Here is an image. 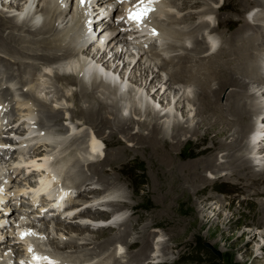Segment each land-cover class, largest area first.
I'll return each instance as SVG.
<instances>
[{
	"label": "rangeland",
	"instance_id": "obj_1",
	"mask_svg": "<svg viewBox=\"0 0 264 264\" xmlns=\"http://www.w3.org/2000/svg\"><path fill=\"white\" fill-rule=\"evenodd\" d=\"M23 1L24 0H22L21 2H17V1L14 2L11 0H0V12H3L0 13V20L2 21L3 20L2 18L5 17H10V19L11 18L15 19L20 11L16 9L17 7L19 8V6L21 7L23 3L25 4V1L24 2ZM199 1H201V3L205 2L209 4L210 7L205 8V7L193 6L194 8H192V6H189L190 8H188L187 10L195 13L202 12L201 14L206 15L207 18L203 20L202 19L199 20V18H196L193 19L192 21L189 20L190 23L188 22L187 24L184 23L183 25H179V26L177 25L170 26L167 24V20L173 18V16H171L169 12L174 10L178 17L176 16L173 19L179 20V18L182 15L184 16L187 15L185 14L187 10L182 11L178 8L174 9L171 8V6H169L168 3H166V5H164L162 8L158 10L159 14L157 13L158 17L164 18V20H166L164 23L162 21H159L160 24H163L164 25L163 27L166 29L171 28L172 31H175V29L177 28H183L192 31L193 28H195V26L199 24H200L199 26H201L205 23H210L211 25H215L218 22L217 16L219 15L220 11H218V8L216 7L212 9L211 6H214L216 4L213 2V0H199ZM224 1L225 0H220L221 3H224ZM47 2L48 0H37L36 3L34 4V7L32 6L33 10H35V12L39 10L41 11L43 7L47 6ZM71 2H72L71 0H68L67 4H71ZM177 2L181 3L182 0H178ZM11 6L13 8H11ZM103 7L104 5H100L99 7L96 6L97 9L96 8H95L96 10L94 9L95 11L94 14H96L97 12L102 14ZM164 7L165 9L163 10ZM73 8H75V6L72 3V6L70 8L71 14L69 12L68 14L69 17L67 21L72 19V14H74ZM261 9L262 8L255 7L251 9V11L248 13V16L250 17V21L252 22V26L255 29H259L258 31L253 32V34L258 33V36L264 35V28H263L264 26L257 24L258 22L253 19H256L257 17L259 18V16L261 17V15H264L263 12L264 9H262V11ZM46 16H47L46 14H42L41 18L42 19L47 18ZM208 17H213V18L208 19ZM17 19L18 18H16L15 20ZM99 19H102L103 22H106V18L100 17ZM91 21L94 22L92 18ZM40 22L42 21L40 20ZM96 22H98V19L96 20ZM1 24L3 28H6V30H3V32L0 31L1 39L5 37V35L9 34L8 33L10 32L9 29L14 27L13 29L15 30L14 32L12 31V33L17 34L18 31L16 30L21 28V26L15 25L13 22L10 23L7 22V25L10 26L9 28L6 27L7 25H5V22H1L0 25ZM30 30L31 29H28V31ZM97 31L99 30L94 29L93 31L90 32V34L91 33L94 34V40L90 43V50H92L97 45L96 42L94 43V41L95 40L98 41L99 38V35L96 36ZM203 32L206 36L209 35L208 31H206L207 34L205 33V29L204 30L202 29V31H200L199 33L195 31L193 33L195 37H191V38L185 37V39L178 38L177 36H175L174 33L165 34L164 37L169 42H172L178 46L185 44L186 47H188V49L174 50L168 48V45L166 44L164 45L163 49H159L158 55L148 56L147 54H145L140 61L143 62L145 66H147L152 59H153L152 60V65H153L155 61H159V62L163 60L172 61L175 56L183 55L186 53L190 54L191 56H194V58L197 57L201 59L202 57H206L209 54V51L208 53L207 52L205 53L204 51L205 49L203 50V52L200 51V53H197L198 51L191 50V47L194 46V44L196 43L195 39L201 41L203 45L206 44L203 41L204 39ZM230 34L231 31L229 29L224 27H219L218 31L216 32V35L214 32V36L216 37L214 38V40L215 42H219L221 44L222 41L224 42V37H228ZM21 35L24 37V41H22L23 43H21L22 39H18L19 41H15V42H12V39H9V41L7 42H10L9 43L11 44L10 48L4 49L5 52L1 51L0 49V77H3V80L0 82V84L11 83L10 90L6 91L5 95L10 96L12 91L15 95L14 99L12 100L14 107L10 115H14V117L21 115L22 118L28 119V122L36 120L35 123L39 125L40 128L39 130L37 129L38 133L41 130L44 131L47 135L45 134V137L42 136L43 139L39 137L41 138L42 142L40 141L39 143H37L38 146L36 149H34L33 152H28L27 155H25L23 152H20L19 153L20 156L26 157L28 159L29 156L31 157L32 155L41 154L40 157L49 155L48 156L49 163L47 164H50V160H54L53 163L56 165V167H60L61 169H63L66 165L65 170L68 168V166L71 165V163L70 165L67 164L69 163L67 162L68 160L74 159L75 161L76 159H78L80 163H82V161L85 162L84 163L85 166H83L81 169L84 170L85 172H90L88 168L89 159H87L89 158V156H87V154H89V151L87 150L85 151L84 149H87L89 147V144L91 143L90 141L91 136L93 134L98 133L96 135L98 136L97 140L100 142L101 145L99 148L102 147L101 150L99 151V152H103L102 158L104 157L103 154L107 151V147H106V142H107L110 143L111 145V148L109 149L110 157L112 156L114 159H117V161H115L114 167L111 168L112 170H110L109 168L110 171H107L105 172L104 175H101L100 179L98 178L97 175H95V173L92 172L93 175H95V177L99 179L100 183L102 182L106 185H111L112 183H114L112 184L113 186L116 187L114 191H117V195L123 200L122 201L124 202V204H122L123 207H130L131 205H134L140 211V214L138 215V217L136 215L134 220V224L137 222L138 225L136 228H134L131 231L132 233H129V235L127 236L128 238V240L126 239L127 242L128 241L131 242L135 240L140 234H142V238L146 237V239L148 240L150 235L152 234L150 239L154 243V247H156L155 245L157 244L155 243L157 241V237L155 235L163 233L161 244L157 245V248H155L153 252V255L154 254L160 255L158 261H164L163 264H264V194L259 193V191L264 192V174L258 175L257 178L247 177L246 173L243 172L245 170L244 167L239 168V166H236L240 163L241 160L237 158L241 157V155H244L245 159L246 157H251L252 159L251 161L252 163L249 162L248 165L249 166L248 168H250L251 166L250 170L262 171L264 173V163H261V161H264V151L259 153V151L262 150L261 146L254 147L253 143L251 142L252 135L255 132V126L259 124L257 123L259 120H260L259 122H261L262 118H258L259 116L257 115L253 116V118L251 119L250 129H246L245 125L243 126L244 129H242V126L239 123V125H237L239 126L238 128L236 125L226 128L225 130L226 133L224 134H226L227 136H225L224 134H219L218 133L219 129L222 127L220 124H228L227 120L221 117L220 112L216 113L211 111L210 106L207 105L208 102L202 100L201 85L198 86L196 82L194 81L189 82V80L187 79V74H189L190 76L191 73H186V76L183 77L181 76L182 78L181 77L177 78V80L179 79L178 82H176L175 80L174 82L175 92L179 94L177 95L176 93L175 95L173 91L172 95L168 96V98H166V100L164 101L163 105H161V107L158 109L156 107V104L160 103L159 98H156L155 96L148 94V91L149 89H151L152 85H150L149 89L147 87L140 86L141 80L136 81L134 71L132 73L130 72L133 65L130 66L131 69L129 68V70L127 71V74L124 77L125 78L124 81L125 84L127 85V88L134 93V94L132 93V98L135 97L137 101L140 100L139 102H141L142 100L143 107L147 106L146 105L147 100L151 101L152 105H154L155 108L154 111L160 113L161 118L159 119V121L161 122V124L165 123V127L168 132L166 136L168 137L169 142L176 143L178 140H181L182 148H179L176 151H174L175 153L174 156L176 158L174 160L175 162L178 161V164H180L181 162L189 163L210 156L213 151L223 149L222 147H220V144H223L221 142H224V144L225 141H228L229 142V143L227 142L228 144L232 143L234 136H238L240 138L241 135L243 137V143L246 144V146L249 144V142L252 143V145L250 146L248 145L247 147L245 146L243 149L239 148L237 150V147L233 148L235 149L234 151H236L238 155H236L235 156L236 158H232L230 161V162H234L232 169L228 168L227 166L226 167L223 166L227 161V157H222L223 154L222 155L220 154L217 157L218 160H215L216 163L214 162V165L216 164L215 166L218 167L219 170L204 171V174L210 178L208 179V182H202L201 185L199 182L200 185L199 193L194 192L191 196V200L194 202L197 211V216H193L194 214L190 210V203L192 202L189 201L186 197L184 198V196H179L180 194H178L179 192L177 190L168 187L171 177L162 174V172L158 171L157 168L155 170H151L150 161H148V156H145V154H142V152L139 151H138L139 152L138 155L136 150L137 147L141 146L142 144L141 141H139L138 144L136 145L135 143L136 141L135 142L132 141L133 143L129 141V136L127 132L121 133V131L119 130L114 131L111 128V126L103 127V124L100 123L101 122L100 120L89 121L87 119L88 118V115L86 114L87 110L91 109L92 106L94 110H96L97 106L102 101L103 104L105 105L104 106L105 108L102 111L104 115L108 114L109 116H111L110 114L111 112L116 113V110L115 112L113 110L115 109V107H113V104L110 105L112 100L109 98L108 93L109 92L114 93L117 86H112L110 84H107L106 82L98 81L99 85L98 88L94 90V94H88L87 92H83L80 93V95L82 94L80 98L79 97H76V99L71 98L70 97L71 93L73 91H77L79 86L77 85L70 86L63 81H60L58 79L60 78V76L57 73L59 72L58 71L59 68H61L60 65L53 63H46L44 59H41L39 57L36 58V56H39L41 53H48V52L47 51L44 52L42 50H37L38 52H36L35 51L36 48L31 41L32 36L27 35V33ZM208 38L212 40L211 37L208 36ZM260 39L259 42L257 41V45L259 47L260 45L262 46L260 48L258 46H256L258 48L252 47L254 50L250 48L251 50L250 52L254 53L256 49H264V42H263L264 37H260ZM154 44L152 43V45L150 46V50L154 48L153 47ZM133 46L135 45H132L130 48L133 49ZM135 49L136 48H134L133 51H136ZM146 49L148 50V48ZM106 52H108V48L106 49ZM34 54H39V55H34ZM82 54L76 57V59L81 60V62H83V59L87 57V54H83V55ZM129 56H131V53H128V57H126V60L129 58ZM76 59L75 61H77ZM18 61L21 64H17ZM129 61L130 60H127V62ZM183 61L185 63H188L189 61L188 64L194 63L193 62L194 60L192 58L191 59L189 58L188 61L187 59ZM207 61L208 60L206 58L205 64H203L202 67H199V69L200 68L201 69L199 70L198 68H196L192 72L196 74H202L203 72H205L207 70L208 65L210 64L209 63L210 61L208 62L209 64L207 63ZM222 62L223 61L219 60V62L212 63L215 70L221 67ZM260 62L262 63L263 61L260 60ZM260 62L259 64L264 67V62L262 64ZM224 63L226 64V66H228V61L224 60ZM46 65H48V67ZM245 65L246 62H240L239 69L242 70L245 67ZM166 72L167 71L164 72L162 71L160 78H166V74H167ZM11 73H13V75ZM136 75L138 76V78H141L140 75L142 74L138 71ZM144 77L145 76L143 75L142 78ZM257 84L258 83H251L250 86L248 87L249 91L253 92V90L255 89L257 91ZM211 86L214 87V89H216L217 87H219V84L217 86V82L212 81ZM163 87L164 86H162L160 89H162ZM25 89L27 91H25ZM128 89L126 90L127 92L125 91V93L123 94L125 100L121 101V104L123 105V109L127 110V112L126 110L125 111L122 110V112H120V113L124 112L123 113L124 115H128V113L130 112L129 109L133 101V99L132 101L130 99L131 95L128 93ZM153 89H157V87L154 86ZM218 89L221 88L219 87ZM228 92H229V88H226L225 91H223V93L218 94L219 95L218 98L221 99L218 100H220L223 103H227ZM183 93L184 95L180 97ZM194 95H196L195 96L196 99L194 98ZM256 95H262V94L256 93ZM185 97H188V99ZM260 99H259L260 103H264L263 102L264 98L262 97ZM212 100H213L212 102L218 104V100H216V97L212 98ZM172 101H178V102L172 103ZM202 103L205 104L206 106L203 105ZM210 104L212 103L210 102ZM201 105H203L204 107ZM77 107L80 108L83 118H81V116L75 117L72 115L73 114L72 112L77 110ZM198 107L199 108L202 107L203 109H205L209 116L211 114L210 120L206 121L207 125H204L205 124L204 121L199 122L200 120L199 116L196 115L198 111ZM144 110H146V108H143V116L142 115L138 116V118L142 117V119H144L148 115L146 113L144 114L145 112ZM97 112L101 113V111L98 110ZM165 113H169L168 114L169 117L165 116L166 115ZM262 113L259 112V114ZM55 114H57L58 117L55 118L54 117ZM223 115L226 116L228 120H231V118H233V116L228 112V108H226L225 106L223 110ZM28 116L30 117V119ZM95 116L100 118L98 115ZM245 117H243V119H245ZM149 119H151V117H149ZM95 122L96 124H94ZM134 122L135 121H132V125L135 124ZM176 122H182L185 125L184 127L185 131L184 129L181 130L182 132L179 134V137L175 140L173 134H174V125L176 124ZM254 123L257 124L254 125ZM186 126L190 128L197 127L199 134H194L193 132L189 133L188 131H186L187 129ZM262 126L261 128L264 130V127ZM73 127H75L76 129ZM138 127L140 128L141 125L139 126L134 125L133 128L130 129V131L134 133L133 136L137 133ZM142 132L145 135L149 133L147 127H142ZM134 145H136L135 148H133ZM121 147L129 148L131 150V153H123ZM24 149L26 150V148ZM170 150L171 149L169 148L166 149L164 152L167 151L170 152ZM98 155H100V153ZM227 155L229 156L230 153H227L226 156ZM154 156H156V152L154 153ZM97 157L98 156H95L94 158L97 159ZM98 159H100V156ZM12 160H13L12 158H8V159L0 158V162H1L0 170L2 169L4 173L7 172V175L9 176L11 174H9L10 172L8 170V167L9 165L11 166V164L14 165V163H12ZM42 162L46 163L47 161L42 160ZM95 162H100V165H102V160H96ZM108 164L106 163V165ZM220 165L222 168H219ZM89 167H91L90 164ZM25 169L23 173L28 172V170ZM19 171L21 172V169ZM189 172L192 173L193 171L189 170ZM12 177L13 176H11V178ZM157 179H160L158 180L159 182L157 181ZM102 183H101L102 186L100 184H97V186H99L100 188L104 187ZM8 185H10L9 182L6 188L9 192L10 186ZM93 185L95 184H92V186ZM162 185H165L163 188L166 194H168L169 192L172 193L171 196H163V197L161 196L162 194H164L161 193L163 191L161 189ZM12 187L13 185L11 184V188ZM104 192L106 193V194L103 193L104 198H108L111 196L105 190ZM76 194L78 193H72L70 195L74 196L73 198L80 199V197L77 198V196L79 195ZM176 194L178 196H176ZM167 197L170 199H168ZM91 198H88V200H90ZM44 200L45 199L43 197L42 203L40 205L38 204V206H43L45 203ZM164 201L173 203L172 208L169 209L166 208V206L159 205V202H164ZM165 202L163 204H165ZM77 203L78 201L75 202V204ZM101 214H105V213H101ZM108 214L109 213H107V215ZM74 218L79 219L80 217H74ZM27 221L30 222L29 219L25 220L26 223ZM60 223L62 224L64 223V221L61 222L58 220L56 221L55 224L59 225ZM35 231H37V233L40 234L41 236L44 235L48 236V239H46V241L48 242L47 247L49 248L51 247V248L60 249L62 247V249L68 250L69 247L75 248L81 242V240H78L76 242L64 241L63 243L67 242L65 243L67 245H64L66 247H63V243H55L53 240L55 237H58L60 240H64L62 236L60 237L58 236L57 229L52 231V233H50L49 230L47 232H45V230L44 231L35 230ZM89 232H91V230H89ZM95 232L99 233L97 231ZM135 234L137 236H135ZM254 234L256 235V238L251 239V237ZM104 235L105 233L100 234V236H104ZM63 237H68V235ZM3 247H4V242L0 243V257L2 256L4 257L5 252L9 249L8 248L6 251H4ZM105 247L108 248H106V250L104 249L102 253L103 255L105 254L109 256L106 257L105 261H103V264H113L114 262H117V264L118 263L123 264L125 262L130 261L132 258L130 255L126 254V251L128 252L129 249L127 244L125 243L124 245L122 244V248L124 247L123 249L114 248L113 246L109 247L108 245ZM113 248L115 250H113ZM120 249H122V251ZM151 249H153V247H150V249L147 250L148 254L152 253ZM132 250H131L132 252L136 251V249H132ZM74 253L75 252H72L71 254H66V253L65 254L68 257H72V258L78 257L76 255H82V253L79 254V252L76 254ZM84 255H82L83 257L80 256L81 258L80 257L78 258L82 260L83 258L86 259L87 257L90 256V255H86V257H84ZM149 260L151 261L153 259L150 258ZM0 262H2V260Z\"/></svg>",
	"mask_w": 264,
	"mask_h": 264
},
{
	"label": "bare ground",
	"instance_id": "obj_2",
	"mask_svg": "<svg viewBox=\"0 0 264 264\" xmlns=\"http://www.w3.org/2000/svg\"><path fill=\"white\" fill-rule=\"evenodd\" d=\"M11 1L21 2L22 0H11ZM24 1H25V4L23 3L21 7L19 6V8L17 7L16 9V10H20L16 16V18H18L17 20H15L16 18L10 19V17L2 18L3 19L2 21L0 20V23L5 22V25H7V22L8 23L13 22L15 25L21 26V28L16 30L18 31L17 34L12 33V31L14 32L15 30L13 29L14 28L13 27L9 29L10 31L8 32L9 34L5 35V37H3L2 39L0 38L1 51L5 52L4 49L10 48L11 44H9L10 42H7L9 41V39H12V42L19 41L18 39H22L21 43H23L22 41H24V37L21 34L27 33V35L32 36V38L31 37L30 38L36 48L35 51L38 52L37 50H42L44 52L46 51L48 52V53H41L40 55L34 54V55H39V56H36V58L39 57L41 59H44L46 63H53V64L60 65L61 68H59L58 70L59 72H57L60 76V78L58 79L60 81L67 83L70 86H74V85L79 86L77 91H73L71 93L70 95L71 98H75V99L76 97L80 98L82 95V94L80 95V93H83V92H87L88 94H94V90H96L99 85L98 81H103L112 86H117L114 93L107 92L109 94V98L112 100L110 105L113 104V107H115V109L113 110L114 112L116 110V113H112V112L110 113L109 111L111 116H109L108 114H107L108 116L104 115L102 111L104 110L105 105L103 104V101H102L99 103L96 110H94L93 106L91 107V109L87 110L86 112V114L88 115L87 119L89 121L100 120L101 121L100 123L103 124V127L111 126V128L114 131L119 130L121 131V133L127 132L129 136V141L131 142L136 141L135 142L136 145L138 144L139 141H141L142 142L141 146L137 147V150H136L138 155H139V152H142V154H145V156H148V161H150L151 170H155L157 168V170L161 171L162 174H165L171 177V180L170 181L168 180L170 182L168 184V187L177 190L179 192L178 194H180L179 196H184V198L186 197L189 201L192 202L190 203V210L194 214L193 216H197V211H196L194 202L191 200V196L194 192L199 193L200 191L199 186L201 185V183L208 182V179L210 178L204 174V171L219 170L218 167L215 166L216 164L214 165V162L216 163L215 160H218L217 157L220 154L221 155L223 154L222 157H227V161L225 162L224 165L223 164L222 165L224 167L227 166L228 168L232 169L234 162H230V161L232 158H236L235 156L238 155L236 151H234L235 149L233 148L237 147V150L239 148L243 149L246 146V144L243 143V137L241 135H240V138L238 136H234L232 143L228 144L229 142L225 141V144H224V142H221L223 144H220V147H222L223 149L220 148L221 150L213 151L210 156H207L205 158H201L200 160H195L189 163L181 162L180 164H178V161L175 162L174 159L176 158L174 156L175 154L174 151H176L179 148H182L181 140H178L176 143L169 142L168 137L166 136L168 132L165 127V123H163L164 124L163 125L159 121V119L161 118L160 113L154 111L155 108H154V105H152L151 101L147 100L146 101L147 106L143 107L142 106L143 101L141 100V102H139L140 100L137 101L135 97L132 98L133 92L128 89V93L131 95V98H130L131 101L133 99L130 109H129L130 112L128 113V115H124L123 114L124 112L120 113L122 112V110L124 111L126 110V109H123V105L121 104V101L125 100V97L123 96V94L126 91L124 89V86H126L124 77L126 76L127 71L129 70L131 65L133 66H132V69L130 68L131 69L130 72L132 73L134 71L136 81L141 80L140 86H144L149 89L150 85H152L151 89H149L148 91V94L153 95L152 89L154 86L157 87V89H160L162 86H164L161 89L162 91H159L155 93V95H153L156 98H159V102L161 101V99L165 101L166 98H168V96L172 95L173 91H174V94L176 95L177 92H175V88H174L175 80L176 82H178L179 79L177 80V78H180L181 76L182 77L186 76V73H191L190 76L189 74H187V79L189 80V82L190 81L196 82L198 86L201 85L202 100H205V102H208L207 105L210 106L211 111L216 112V113L220 112L221 117L227 120L228 124H220L222 127L219 129V132H218L219 134L226 133L225 132L226 128L232 127L234 125L237 126L239 125V123L241 124L242 129H244L243 128L244 125L246 129H250L251 119L253 118V116H256V115L259 116L258 118H262L261 122H259L260 121L259 120L257 122L259 124L254 123V125L257 124L255 126L254 134L258 135V139L255 143H253V145L254 147L261 146L262 150L259 151V153L264 151V134H263L264 130L261 128L262 125H263L262 127H264V103H260L259 101L260 98L262 97L264 98V72H263L264 67L259 64L260 60L264 62V49H256L254 53L250 52L251 51L250 48L259 47L257 45V41L259 42L260 37H264V35L258 36V33L253 34V32L258 31L259 29H255L252 26V22L250 21V17L248 16V13L251 11V9L255 7L264 9V0H225L224 3H221L220 0H213V2L216 5L211 6V8L214 9V7H216L218 8V11H220L219 15L217 16L218 22L215 25H211L210 23H205L204 22L205 20H204L203 22L205 24L201 26H199L200 24L195 26V28H193L192 31L188 29H183V28H177L175 29V31H172L171 28L166 29L163 27L164 25L160 24L159 22V21H162L164 23L166 20L160 17L157 19L158 16H156L153 19L152 23L156 26L158 31L160 30L161 33L159 35L161 38H163L164 43H165L164 45L167 44L168 48L174 49V50L188 49V47H186L185 44L178 46L172 42H169L164 37L165 34L174 33L175 36H177L178 38L185 39V37L186 38L195 37V35L193 34L195 31L199 33L200 31H202V29L203 30L205 29V33L207 34L206 31H208V34H209L208 36L214 39L216 38L214 36V32L216 35V32L218 31L219 27H224V28L229 29L231 31V34L228 37H224V42L222 41L219 47H216L214 50H212L213 42L203 32V37H204L203 41L206 44L203 45L201 41H199L198 39H195L196 43L194 44V46L191 47V50L198 51L197 53H200V51L203 52L204 49H205L204 50L205 53L206 52L208 53L209 51V54L208 55L206 54L207 56L202 57L201 59L197 57L194 58V56H191L190 54L186 53L183 55L175 56L172 61H167V60H163L161 62L155 61L153 65H152V60H153L152 59L147 66H145L144 63L141 62L140 60L145 54H147L148 56L149 55L155 56L159 54V49L157 47L155 40L150 43V45L148 46V50L145 49L143 46L137 44L133 46V49L136 48L135 49L136 51H133L132 48L126 46L127 41L123 37V35H121L124 33H120L117 36L120 30H117L116 32H114L115 28H117V26L120 23H116L113 20V16H111V13H110L112 12V9L102 12V14L99 12L94 14L95 12L94 9L96 8V6L97 7H99L100 5L105 6V4L109 2L110 0H99V3H97L96 0H92V3H86L84 6H80L78 3H76L74 4L75 8H73L74 14H72V19L68 21H67L69 17L68 14L72 6V2L71 4H67L68 0H48L47 6L43 7L41 11L39 10L36 12L35 10H33V7L37 0H24ZM177 1L178 0H164V2L161 5L157 6L158 7L157 10H159L164 5H166V3H168L169 6H171V8H174V9L178 8L182 11H185L188 8H190L189 6H192V8H194L193 6L205 7V8L210 7L209 4L205 2L201 3V1L199 0H195V1L194 0H182L181 3H178ZM11 8L13 7L11 6ZM113 8H115V6H113ZM164 9L165 7L163 8V10ZM0 13H3V12H0ZM169 13L171 16H173V18L177 16L174 10H172ZM201 13L202 12L195 13V12H191L187 10V12L185 13L187 15L185 16L182 15L179 18V20H176L170 17L171 19L167 20V24L170 26H173V25L179 26V25H183L184 23L187 24L189 20L192 21L193 19H196V18H199V20L200 19L203 20L207 18L206 15H203ZM42 14H46L47 18L42 19L41 18ZM100 17L106 18V22H103L101 24V29H103V34H108V33L110 34L107 41L112 40V43L109 45L107 42H105L100 45L98 41L95 40L94 43L96 42L97 45L92 50H90V43L94 40V34L92 33L90 34V31H89V23H88L90 21L89 18H92L95 23L96 20ZM212 18L213 17H208V19H212ZM39 19L42 22H40ZM253 20H256L258 22L257 24L264 26V15H261V17L259 16V18L257 17L256 19H253ZM1 26L2 24L0 25V31L3 32V30H6V28H3V26L2 27ZM6 27L9 28L10 26L7 25ZM28 29H31L34 31H31V30L28 31ZM99 35H100V31H99ZM113 37H117V38L113 39ZM152 43L153 44L155 43L153 45L154 48L150 50V46L152 45ZM261 46L262 45H260V47ZM107 48H108V52L112 51L113 49L115 50L111 58H109L106 55ZM121 49L124 50L123 59H120ZM82 53L87 54V57L83 59V62H81V60L76 59V57H78V55ZM128 53H131V56H129L127 60H130V61L137 60L136 64H131L127 62L126 57H128ZM185 58L187 59V61L189 60V58L190 59L192 58L194 60L193 61L194 63L188 64L189 61L188 63H185L183 61V60H186ZM206 58L208 60L207 63L210 61L209 62L210 64L208 63L209 65L207 67V70L203 72L202 74L193 73L192 71L194 69L196 68L199 69V67H202V65L205 64ZM75 59L77 61H75ZM118 60H119V63H118ZM219 60L223 61L222 65L220 68L215 70L212 63L219 62ZM224 60L228 61V66H226L225 64L226 62L224 63ZM240 62H246V65L242 70L239 69ZM17 64H21V63H19L18 61ZM48 65L46 66L48 67ZM114 65L117 71L120 69V65H126L122 69L123 76H118L117 71L112 70V67ZM206 65H205V68H206ZM138 71L142 74L140 75L141 78H138V76L136 75ZM162 71L163 72L167 71L166 78H160ZM81 73H83V75H81ZM11 74L13 75V73ZM143 75L145 76L144 78H142ZM188 80H187V83H188ZM212 81H216L217 86L219 84V87L221 89H218L219 87L214 89V87L211 86ZM251 83H258L257 91L256 89L253 90V92L249 91L248 87L250 86ZM226 88H229V92L227 94V103H223L220 101L221 99L218 98L219 96L218 94L223 93V91H225ZM233 89L236 91H234ZM256 93L258 94L261 93L262 95H256ZM178 94L179 93H177V95ZM183 95L184 93L180 97H182ZM195 96L196 95H194V98L196 99ZM214 97H216V100L220 99L218 100V104H216L215 102H212L213 101L212 98ZM185 98L188 99V97H185ZM210 102L212 104H210ZM224 106L228 108V112L233 116L231 120H228L226 116L223 115ZM143 108H146V110H144L145 111L144 114L146 113L148 115L144 119H142V117L138 118V116H141V115L143 116ZM97 110L101 111V113L97 112ZM259 112L260 113L263 112V113L259 114ZM72 113H73L72 115L75 117L81 116V118H83L81 110L78 107H77V110L73 111ZM165 114H166L165 116L169 117L168 115L169 113H165ZM95 115H98L100 118H98ZM196 115L199 116V119H200L199 122H202V121L205 122L204 125H207L206 121H209L210 116H211V114L209 116L206 110L203 109L202 107L200 108L198 107V111ZM54 117L56 118L58 117V115L55 114ZM149 117H151V119H149ZM243 117H245V119H243ZM131 120L135 121L134 125H138V126L141 125L140 128L138 127V131L134 136H133L134 133L130 131V129H132L134 126L132 125ZM26 124L29 127L28 129H29L30 136L35 135V136L42 138V136H40L38 133V130L40 128L37 130V128L33 127L31 121L30 122L27 121ZM94 124H96V122ZM142 127H147V130L149 131L147 135H145L142 132ZM184 127L185 125L182 122H176V124L174 125V134H173L175 140L179 137V134L182 132L181 130H183ZM238 127L239 126H237V128ZM187 129L186 131H188L189 133L193 132L194 134H199L197 127L196 128L187 127ZM96 132H99V131H96ZM96 134H93L91 136V139H90L91 143L89 144V147L87 149H84L85 151L86 150L89 151V154H87L89 158L87 159H89L88 168L90 172H85L84 170L81 169L83 166H85L84 164L85 162L82 161V163H80L78 159H76L75 161L74 159L68 160L67 162L69 163L67 162L66 163L69 165L71 163V165L68 166L66 170H65L66 165L63 169H61L60 167H56V165L53 163L54 160L53 161L50 160V164H47L49 163L48 162L49 155L44 156L45 159H43V161H47L46 163L42 161L39 162L37 160V157L38 156L40 157L41 154L32 155L31 157L27 159V162H24L25 159H22L20 161L12 160V163L16 164V168L14 172H16V170H20V165L22 164H29L33 168L42 164L43 168L52 169L55 177L61 178L63 176L64 180H66L65 184H63L62 186H59L60 188L58 189V193L61 188L64 190V192L69 193V195H67L65 199L62 201H57V198H58V194H57L56 195L57 198L55 199H54L55 196H49L50 198H53L50 200L44 197L45 203L44 205L42 204L43 206H38L37 202H35L34 204H30L29 205L30 209H32L31 206L33 205L35 206V209L32 210V212H37V215L35 218L38 221H31L27 217H24V221L26 219H29L30 220L29 227L34 228V230L44 231L45 229H48L50 233H52V231L57 229V233L59 237L68 235V237H66L67 239H64V240H60L58 237H55L53 239L55 243H63L64 241L76 242L78 240H81L80 244L77 245L75 248L69 247L68 250H64L62 249V247L60 248V250H62L66 254H71L72 252H75L74 254H76L79 252V254L82 253V255L84 254L90 255L89 257L86 258V261H83V262L74 261L73 263H70V264H103V261H105L106 257L109 256L105 254L103 255L102 253L104 249L106 250V248H108L105 246L107 245L109 247L113 246L114 248L119 249V248H122V244L124 245V243L127 244L128 249H129L128 252L125 250L126 254L130 255L132 258L130 261L125 262L123 264H161V263L163 264L164 261H158L160 258V255L158 254L153 255L154 249L157 248V245L161 244L163 233L155 235L157 237V241L155 240L156 241L155 244H157L155 245L156 247H154V243L150 239L152 234L150 235L148 240L146 239V237L142 238V234H140L135 240L131 242L129 241L127 242L126 241V239L128 240L127 236L129 235V233H132L131 231L134 228H136L138 225L137 222L134 224V220H135L136 215L138 217V215L140 214L139 209L135 207L134 205H131L130 207H123L122 205L124 204V202H122L123 200L117 195V191H114L116 188L115 186L112 185L114 183H112L111 184L112 186H111V185H106L101 182L104 185V187H102L103 189L97 186V184L101 185L99 181V179L101 178V175H104L105 172L112 170L111 168L114 167V163L115 161H117V159H114L112 156L110 157L109 149L111 148V145L110 143H107V142H106L107 151L104 153L105 155L103 154L104 157L102 158L103 152H99L102 147L99 148L101 145H100V142L97 140L98 136ZM224 135L227 136L226 134ZM43 137H45V135ZM51 141H52V138H51ZM136 145H134L133 148H135ZM248 145L250 146L252 145V143L249 142ZM36 148L37 147H34V149ZM169 148L171 149L170 152L168 151L164 152L166 149H169ZM121 150L123 153H131V150L129 148L121 147ZM155 152H156V156H154ZM99 153L100 155H98ZM227 153H230V155L226 156ZM4 155L5 154H2L0 158L3 159ZM95 156H98L97 159L94 158ZM99 156H100V159H98ZM111 159H112V162H111ZM237 159H241V160H240V163L236 166H239V168L244 167L245 170L243 172L246 173L247 177L257 178L258 175L264 174L262 171L250 170L251 166L250 168H248L249 162L252 161L251 157H246L245 159L244 155H241V157H238ZM36 160L38 162L33 164L32 162ZM96 160H102V165H100V162H95ZM106 163L107 164L110 163V164L106 165ZM261 163H264V161H261ZM89 164L91 167H89ZM219 168H222L221 165ZM25 170L29 171V169L27 168ZM189 170L190 171L192 170L193 172L190 173ZM42 172L43 171L32 176V177H37V178L39 177L38 180H41V185L37 187L34 186V187L29 188L33 192H35L36 200L39 198L38 194L41 193L42 189H48V188L51 189L54 186L53 180L49 179L47 176L40 177L42 176ZM92 172L95 173V175H97L99 179L95 177V175H93ZM20 175H24V180H26L25 176L27 175V172L23 173V171H21ZM11 176H13V174L9 176L7 175V172L4 173L2 169L0 170V186H2L5 189L7 194H9L8 190L6 189L8 183H5V181L9 182V179L11 178ZM238 176H241V175H238ZM158 180L160 179H157V181ZM199 182H200V185H199ZM92 184H95V185L92 186ZM164 186L165 185L161 186V189L163 190L161 193H164L161 196L162 197L171 196L172 194L171 192L166 194L163 188ZM104 190L111 195L110 197H112L111 199H107V201L105 202L106 209L100 210L99 208H92L93 206L91 204L88 205V203H91V202L99 203L101 199V197H92V196L91 198L89 195L97 194V193L103 194L105 193ZM25 192H26L25 189L18 190L19 194L25 193ZM1 193L2 192H0V198H2L3 196ZM72 193H78L76 195H79L77 196V198L80 197V199L73 198L74 196L70 195ZM259 193L264 194V192H261V191H259ZM51 195H54L52 190H51ZM176 196L178 195L176 194ZM40 197H43V196H40ZM88 198H91V199L88 200ZM76 201H81V202L75 204ZM65 202H69L67 209H70L74 206H81L80 208L82 211L78 212L72 218H68L66 220H62L59 216L52 217L54 216L53 213L55 212V210L52 209V205L53 204L62 205ZM164 202H159V205L166 206V208H169V209L172 208L173 203L171 202L169 203L168 201H166L165 204H163ZM72 204L73 205L75 204V205L71 206ZM41 208L49 209L48 214L42 217L40 215ZM123 210H124V213L119 218H115L116 219V222L114 223L115 226H112L109 222V219L113 217L114 215H118L117 213ZM101 213H105L106 215L101 214ZM107 213L109 214L107 215ZM74 217H80V218L77 219ZM58 220L61 222L64 221V223L62 224L60 223L59 225L55 224L56 221ZM1 223L2 222H0V224ZM27 223L29 222L27 221ZM48 223H51V225H48ZM89 230H91V232H89ZM95 231L99 233H96ZM101 233H105V235L100 236ZM135 236L137 235L135 234ZM253 238H256L255 234L251 237V239ZM65 243H63V247H66L64 245H67ZM150 247H153V249H151L152 253L148 254L147 250H149ZM114 248L113 250H115ZM132 249H136V251L132 252L133 251ZM82 255H76V256L83 257ZM86 255H84V257H86ZM52 257L54 256L52 255ZM78 257H75L74 259H77ZM98 257H101V258H98ZM150 258L153 260L150 261L149 260ZM83 259L85 260V258ZM113 264H117V262H114Z\"/></svg>",
	"mask_w": 264,
	"mask_h": 264
},
{
	"label": "snow or ice",
	"instance_id": "obj_3",
	"mask_svg": "<svg viewBox=\"0 0 264 264\" xmlns=\"http://www.w3.org/2000/svg\"><path fill=\"white\" fill-rule=\"evenodd\" d=\"M97 3H99V0H96ZM126 2V0H116V3L118 5L124 4ZM127 2H129L131 4V6L125 10V15L119 16L118 18L113 16V19L116 21V23H124L125 27L123 29H120V32L124 33L126 35V41H136V37L132 36V35H127L128 33H130L131 31H133V29L131 27H129V25H135V29L137 31H142V29L145 27L147 20L149 19L150 15L152 13H154L156 11L155 5L158 4L160 2V0H127ZM73 4L78 3L80 6H84L86 3H92V0H72ZM89 31H93L94 29L99 30L101 36L103 35V29H101V24L103 23L102 19L98 18V22H93V21H89ZM119 34H117L118 36ZM151 35L153 37H156L159 35V33L157 32V30L155 28L151 29ZM117 37H113V39H116ZM102 43L107 42L109 45L112 43V40H108V41H101ZM143 47L146 49L148 48V44L144 43ZM115 50L113 49L112 51H109L106 53V55L111 58L113 55V52ZM124 57V50L121 49V54H120V59H123ZM119 63V60H118ZM128 63L131 64H136L137 60H132L129 61ZM126 65H120V69L117 71V69H113L114 71H117V75L118 76H123V67H125ZM81 75H83V73H81ZM25 91H27L25 89ZM162 91L161 89H152L153 95H155V93ZM178 101H172V103H177ZM164 103V100L161 99L160 103L156 104V107L159 109L161 107V104ZM0 108H3V105H0ZM33 127H35V121H31ZM22 126V125H21ZM46 133L44 131H40L39 135L40 136H44ZM12 139H18L13 137ZM26 147V146H25ZM0 150H9V151H15V149H13V146L11 143H2L0 144ZM43 159H45L44 157H37L38 161H42ZM33 164L37 163V161H33ZM27 168L29 169V171L27 172V175L25 176V179H29L36 175L37 173L44 171L48 178L53 180L56 183H59V181H56V177L53 176L50 172H47V169L43 168L42 164L33 168L31 167V165L29 164H22L20 165V169L21 171H24V169ZM20 173H16V176L13 177V180L11 181L12 183L15 182V179L17 176H19ZM5 183H8V181H5ZM5 189L0 186V192H4ZM28 193H23L21 199L23 200L24 198L28 197ZM69 195V193L64 192V190L61 188L59 190L58 193V199L59 200H64L65 197ZM10 202V201H9ZM38 203V202H37ZM77 212L82 211L81 209H77ZM49 209L46 208H41L40 209V215L43 217L46 214H48ZM13 214L12 210H10L9 212H3L2 215L5 217V222L4 225H0V228H3L4 230H7V227H9L11 225V215ZM70 215H75V213H70ZM21 219H23V217H21ZM48 229H45V232H47ZM39 234L34 230V228H28L26 230H22L19 231V239L20 240H24L27 237L30 236H38ZM11 237H3L0 236V241H5L6 239H10ZM43 239H48L47 235H44L42 237ZM63 239H67L66 237H63ZM27 251L32 255V260L33 261H39V260H49V257L47 256H40L37 255L34 248L30 245L27 248ZM122 251V249H121ZM10 252H12V249L9 248L6 252L5 255L7 256ZM18 264H26V262L24 260H20L18 262ZM50 264H59V262L57 261H50Z\"/></svg>",
	"mask_w": 264,
	"mask_h": 264
}]
</instances>
